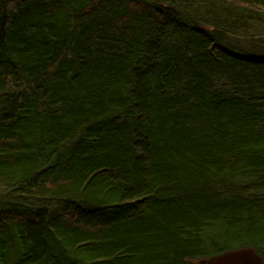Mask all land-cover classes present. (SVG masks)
<instances>
[{
  "label": "trees",
  "instance_id": "16d2710c",
  "mask_svg": "<svg viewBox=\"0 0 264 264\" xmlns=\"http://www.w3.org/2000/svg\"><path fill=\"white\" fill-rule=\"evenodd\" d=\"M197 1L0 0V264H264V55Z\"/></svg>",
  "mask_w": 264,
  "mask_h": 264
},
{
  "label": "rangeland",
  "instance_id": "374dc122",
  "mask_svg": "<svg viewBox=\"0 0 264 264\" xmlns=\"http://www.w3.org/2000/svg\"><path fill=\"white\" fill-rule=\"evenodd\" d=\"M187 10L195 13L194 18L197 17L196 19H199L210 30L222 36L223 42L234 50L264 55V12L231 11V17L227 20V17L218 11L216 13L212 8L209 11L204 6L203 0L197 1L193 7H188ZM228 11L230 12V10ZM255 43L261 44V46Z\"/></svg>",
  "mask_w": 264,
  "mask_h": 264
},
{
  "label": "water",
  "instance_id": "95a60500",
  "mask_svg": "<svg viewBox=\"0 0 264 264\" xmlns=\"http://www.w3.org/2000/svg\"><path fill=\"white\" fill-rule=\"evenodd\" d=\"M200 261L207 264H258L260 262V258L253 251L246 249L228 252L212 257L208 260Z\"/></svg>",
  "mask_w": 264,
  "mask_h": 264
},
{
  "label": "bare ground",
  "instance_id": "6f19581e",
  "mask_svg": "<svg viewBox=\"0 0 264 264\" xmlns=\"http://www.w3.org/2000/svg\"><path fill=\"white\" fill-rule=\"evenodd\" d=\"M201 261L197 262V263H200ZM201 263H204V262H201ZM259 264V263H258Z\"/></svg>",
  "mask_w": 264,
  "mask_h": 264
}]
</instances>
